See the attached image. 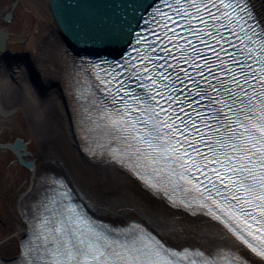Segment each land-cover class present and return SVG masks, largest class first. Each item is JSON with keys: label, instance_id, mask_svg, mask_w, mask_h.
I'll return each mask as SVG.
<instances>
[{"label": "snow or ice", "instance_id": "snow-or-ice-1", "mask_svg": "<svg viewBox=\"0 0 264 264\" xmlns=\"http://www.w3.org/2000/svg\"><path fill=\"white\" fill-rule=\"evenodd\" d=\"M160 3L172 15L147 6L159 19L149 21L156 31L144 29L151 40L136 35V55L107 70L92 65L105 94L96 116L118 162L223 225L232 248L173 247L151 222L105 223L91 201L46 177L57 186L49 204L58 218L40 221L51 237L45 264H264V3L258 15L255 0ZM22 246L17 264L43 261Z\"/></svg>", "mask_w": 264, "mask_h": 264}, {"label": "bare ground", "instance_id": "bare-ground-1", "mask_svg": "<svg viewBox=\"0 0 264 264\" xmlns=\"http://www.w3.org/2000/svg\"><path fill=\"white\" fill-rule=\"evenodd\" d=\"M64 28L49 0H0V264L26 258L22 242L43 257L38 264L48 257L40 221L58 209L49 204L57 186L46 177L91 201L105 223L151 222L169 244L232 248L223 225L151 191L113 157L110 132L91 130L86 85L81 98L75 93L86 50Z\"/></svg>", "mask_w": 264, "mask_h": 264}, {"label": "water", "instance_id": "water-1", "mask_svg": "<svg viewBox=\"0 0 264 264\" xmlns=\"http://www.w3.org/2000/svg\"><path fill=\"white\" fill-rule=\"evenodd\" d=\"M49 1L54 17L77 47L90 53H115L124 47L131 28L153 0Z\"/></svg>", "mask_w": 264, "mask_h": 264}, {"label": "rangeland", "instance_id": "rangeland-1", "mask_svg": "<svg viewBox=\"0 0 264 264\" xmlns=\"http://www.w3.org/2000/svg\"><path fill=\"white\" fill-rule=\"evenodd\" d=\"M137 215V214H136ZM136 217H138V216H136ZM179 246V245H178Z\"/></svg>", "mask_w": 264, "mask_h": 264}]
</instances>
